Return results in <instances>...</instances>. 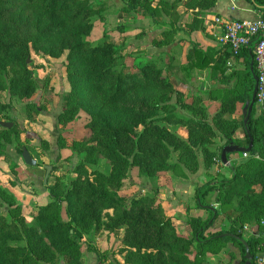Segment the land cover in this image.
I'll return each instance as SVG.
<instances>
[{
	"label": "trees",
	"instance_id": "obj_1",
	"mask_svg": "<svg viewBox=\"0 0 264 264\" xmlns=\"http://www.w3.org/2000/svg\"><path fill=\"white\" fill-rule=\"evenodd\" d=\"M249 1L264 11V0ZM147 2L126 0L124 10L140 11ZM96 18L102 20L104 15L93 0H0V114L8 108V103L1 100L3 91L22 89L28 96L35 90L33 72L28 67L31 48L45 49L55 56L67 49L72 94L62 116L74 119L81 109L90 114L87 127L91 137L81 144L80 151L86 153L92 167L91 172L86 166L79 168L80 173L64 194L52 188V202L38 208L32 223L25 217L10 221L0 213V264H56L60 260L82 264L85 233L101 229L114 232L122 227V264H205L201 257L204 249L220 248L230 241L240 247L241 264H246V247L240 238L248 242L254 264L258 249L264 246V235L245 238L239 230L246 222H260L264 215V128L259 124L260 119L264 120V111L255 117L258 99L249 133L243 115L255 86L250 67L253 44L238 53L227 45L214 51L198 44L188 52L185 68L203 69L213 62L212 76L221 72V81L227 85L209 90L211 99L220 101L209 120L199 98L187 101L176 88L166 64L149 61L136 70L124 66L118 69L114 41L105 36L96 43L89 41ZM230 58L244 65L235 71L233 85L228 82L233 74L226 73ZM253 70L257 75L255 64ZM174 96L176 101L172 103ZM178 105L191 114L178 112ZM234 113L241 114V119L232 118ZM169 123L185 127L187 137ZM241 126L246 146L252 137L249 157L231 162L230 176L197 186L198 206L209 214L207 218L189 220L191 236L180 233L157 203V191L142 195L130 206L118 196L132 167L153 180L168 171L187 176V171L197 172L201 162L210 171L216 159L222 162L225 146L214 147L215 139L222 137L226 144H239L234 135ZM13 131L0 124V154L5 152L6 134ZM100 158L106 159L105 168ZM214 192L217 205L211 206L205 199ZM220 215L230 219L231 229L210 232ZM196 249L201 251L192 257Z\"/></svg>",
	"mask_w": 264,
	"mask_h": 264
},
{
	"label": "rangeland",
	"instance_id": "obj_2",
	"mask_svg": "<svg viewBox=\"0 0 264 264\" xmlns=\"http://www.w3.org/2000/svg\"><path fill=\"white\" fill-rule=\"evenodd\" d=\"M94 5L101 10L103 15L106 13L102 4L94 1ZM112 20L117 23L115 17H112ZM119 21L121 22L118 26L112 30H107L109 22L106 16L104 15L102 20L96 18L89 41L96 43L102 40L104 36L105 39L113 41L115 37L122 38L124 33V43L116 44L118 53L116 65L118 69L124 66L136 70L137 67L141 66V48H131V46L137 42V39H141V22L125 15H121ZM137 27L140 30H136ZM127 44L128 46H125ZM67 54V49L62 54L55 56L45 49L35 50L31 48L28 67L33 72L35 90L28 96L21 92L22 89H7L1 93V100L8 103V108L0 114V118L2 121L12 122L14 129L12 133L6 134L5 152L0 154V213L6 215L10 221L25 217L29 223H32L38 208L52 202L54 197L51 193L52 188H55L58 193L64 194L70 188L72 180L80 173L79 168L86 166L88 172L92 171L91 165L86 160V153L80 151L81 144L91 137V132L87 127L90 114L85 109H81L74 119L70 120L62 116L72 94ZM130 56L134 59L129 58ZM152 61L157 65H164L157 60ZM228 63L226 73L227 75L233 74V77L228 81L232 85L236 81V74L234 73L241 69V65L236 64L232 58L229 59ZM165 64L167 63L165 62ZM178 69L177 65L170 68L181 79ZM10 74L12 75L11 70ZM200 82L201 80L197 82L188 98L190 97L189 101L193 97L199 98L206 108L207 118L211 120L208 113L209 108L211 110L219 109L220 101L216 100L215 104H209V107L205 106L212 99L209 90H206L205 87L201 91L199 90ZM175 101L176 97L174 96L172 103ZM263 109L264 107L257 103L255 117L263 115ZM178 112L186 115L191 114L188 110L181 109L179 105ZM260 120L259 124L264 128V120ZM169 126L173 127L176 132L181 128L175 123H169ZM218 138L215 139L217 142L214 147L216 148L222 145H217ZM24 149H28L33 158L37 160L36 165H29L24 161L22 155ZM240 153H234L235 160L231 162L242 161L249 157H244ZM217 163L219 169H225L218 172L214 170V172L216 171L215 174L210 173L209 176L202 175L200 180L202 183L210 179L218 180L231 175L227 165L219 159H216ZM100 164L105 168L106 159L100 158ZM46 165H50L52 168L47 182L44 183ZM164 174L159 176L160 180H153L142 175L137 167H132L124 181V186L117 194L125 204L130 206L142 195L153 194L157 191V203L162 205L159 200L161 199L159 193L161 192L160 186L167 183V178L163 177ZM258 189H261V186H258ZM216 195V192L212 193L208 196V200L205 199V202H209L208 204L213 202L211 206H216ZM258 224L259 221L252 220L246 222L239 230L245 238L257 236L255 233L262 230ZM231 226L230 219L225 215H220L209 231L228 230L231 229ZM124 231L125 227L114 232L101 229L97 232L85 233L82 239V264H122L125 252H121L120 249ZM75 238L79 239L77 236ZM197 251L200 252L201 249H196L192 253V257ZM201 254L205 264H241L242 259L241 249L233 241L220 248L215 246L204 249ZM56 264L68 263L60 260Z\"/></svg>",
	"mask_w": 264,
	"mask_h": 264
},
{
	"label": "crops",
	"instance_id": "obj_3",
	"mask_svg": "<svg viewBox=\"0 0 264 264\" xmlns=\"http://www.w3.org/2000/svg\"><path fill=\"white\" fill-rule=\"evenodd\" d=\"M93 1L102 4L105 9L104 12L106 13L104 15L109 22L107 30H112L120 24L119 17L121 15L129 16L133 20L141 22V39H137V42L131 48H141V64L152 60H157L163 64L166 62L176 88L185 94L187 101L190 99L188 95L192 94L199 80H201L200 91L204 87L206 90H210L227 86L221 82V72H218L216 76H212L211 66L214 65L213 62H211L210 67L203 69L188 70L185 68L188 65V52L195 44L203 49L210 48L214 51H220L224 46L219 41L222 32L221 26L215 22L214 18L221 17L226 20L250 18L257 14L264 16V11L257 10L249 0H148L147 6L142 5L140 11L138 9L125 11L126 0ZM148 5L154 11L150 10ZM112 17L117 19V23L112 20ZM124 26L126 25L124 24ZM136 30H140L139 27ZM123 35L125 34L123 33ZM123 35L122 38L115 37L113 41L116 44L119 42L124 43L125 37ZM125 46H128V44ZM129 58L134 59L131 56ZM176 65L179 68L181 79L170 70ZM239 65H241L240 68H244L243 64ZM215 102L216 100L212 99L209 100L208 105H204L209 107V104H215ZM217 110V108L213 110L209 108L210 119ZM230 116L238 120L241 119V114L238 113ZM172 129L174 130L173 127ZM178 133L187 137L188 132L185 127L181 126ZM234 138L239 145L246 146L244 126L239 127ZM218 144L227 145L226 140L222 137L218 138ZM228 156L230 159L229 164H231V161L235 160V154L231 153ZM229 164L225 165L228 166ZM224 169H219L217 163L213 169L207 171L201 164L197 172L187 171V176H180L172 171L164 174L163 177L167 178V183L160 186L161 199L159 200L162 202L167 215L175 222L180 233L191 236L192 228L189 220L194 217H208L207 209L199 207L196 199V188L199 184H202L200 181L202 175L215 174L216 171ZM214 170L216 171L214 172ZM208 196L206 200H208ZM210 205H213V202Z\"/></svg>",
	"mask_w": 264,
	"mask_h": 264
},
{
	"label": "built area",
	"instance_id": "obj_4",
	"mask_svg": "<svg viewBox=\"0 0 264 264\" xmlns=\"http://www.w3.org/2000/svg\"><path fill=\"white\" fill-rule=\"evenodd\" d=\"M215 22L221 26L222 32L219 41L227 45L234 53H238L242 47L253 44V61L257 70L258 77V104L264 102V16L257 14L250 18L223 19L214 18ZM242 156L248 157L247 152H242ZM259 227L255 235H264V215L262 216ZM254 264H264V246L258 249Z\"/></svg>",
	"mask_w": 264,
	"mask_h": 264
},
{
	"label": "water",
	"instance_id": "obj_5",
	"mask_svg": "<svg viewBox=\"0 0 264 264\" xmlns=\"http://www.w3.org/2000/svg\"><path fill=\"white\" fill-rule=\"evenodd\" d=\"M253 66H254V61L252 60L250 67L252 70L253 78L255 80V86H254V90H253V94H252L251 99H249L246 102L245 106L243 107L244 126H245L248 133L250 132L248 125H249V121L251 118V114H252L254 104H255L256 99H257V93H258V77L253 70ZM202 88H203V86H202ZM0 124L2 126H5V127H12V125H13L12 122H5V121H1ZM250 139H251V141H250L248 146H241L239 144H234V143H229V144L225 145L222 149V152H221L222 162L224 164H229L228 154L236 153V152H249L252 149V145H253L251 135H250ZM22 155H23L24 161L27 164L33 165V166L37 164V160L33 158V156L31 155V153L28 149H24ZM45 168H46V175H45L44 183L47 182V178L50 174L52 167L50 165H46ZM240 239L243 241V243L245 244V247H246V252H245L246 264H251V262L253 260V254H252L251 249L248 245V242L244 238H240Z\"/></svg>",
	"mask_w": 264,
	"mask_h": 264
}]
</instances>
